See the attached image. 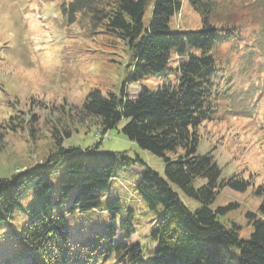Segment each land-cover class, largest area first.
<instances>
[{"label":"trees","instance_id":"16d2710c","mask_svg":"<svg viewBox=\"0 0 264 264\" xmlns=\"http://www.w3.org/2000/svg\"><path fill=\"white\" fill-rule=\"evenodd\" d=\"M147 2L62 0L58 11L68 24L84 22L90 35L113 34L124 41L130 54V85L166 70L172 51L179 59L177 85H164L155 92L143 89L135 99L126 95V84L117 92L103 94L94 90L86 97L81 110L85 116L98 119L105 134L126 119L123 134L141 149L165 159L163 176L147 167L136 186L149 210L163 207L151 234L157 245L151 263H142L143 248L138 242L119 241V231L125 233L126 240L135 232L128 222L118 227L117 215L122 206L117 200L107 204L110 225L104 233L94 234L74 249L70 246L69 227L56 209L69 197L73 199L71 211L77 207L97 208L101 203L99 192L107 189L113 178L116 157L111 156L101 169H89L84 159H71L74 149L64 148V139L56 131L53 135L58 147L56 152H51L36 167L0 177V228L22 207L21 200L27 189L33 190L32 205L25 211L30 221L16 236V259L4 264H226L222 256L224 246L240 250L235 264H264V198L261 216L247 213L253 230L248 240H241L238 224L230 222L226 226L219 222L218 216L230 207L213 211L210 206L222 188L244 192L248 182L235 176L221 179L222 169L212 152L198 153V130L203 124L213 122L219 113L229 109L227 106L234 108L241 96H249L253 89H259V81L264 88V0H188L191 8L199 13L202 24L200 30L189 32L172 31L169 26L171 18L181 11L182 0H155L152 19L145 28ZM243 10L247 11L243 16L248 22L243 25L251 29L247 35L240 24L244 19L240 16ZM2 44L5 47L0 48V58L5 60L13 47L10 42ZM227 44H232L233 52L238 46H246L244 56L245 53L253 55L254 62L232 71L230 54L224 55L220 50ZM258 57L263 60L256 69L253 66L258 64ZM9 64L7 61L5 66ZM245 76L243 81L238 79ZM1 82L0 122H4L0 125L1 134L12 125L26 128L33 136L36 115L26 117V113L13 107ZM243 111L247 113L246 108ZM69 133L64 132L66 137H70ZM178 149L183 154L176 160L165 156ZM61 156L70 162L54 200L47 163ZM123 162L131 166L128 161ZM198 180H204L205 184L197 188ZM176 189L198 201L201 207L195 211L188 209ZM263 192L261 188L259 194Z\"/></svg>","mask_w":264,"mask_h":264},{"label":"rangeland","instance_id":"374dc122","mask_svg":"<svg viewBox=\"0 0 264 264\" xmlns=\"http://www.w3.org/2000/svg\"><path fill=\"white\" fill-rule=\"evenodd\" d=\"M61 1L0 0V48L5 47L2 46L4 41L10 42L13 47L5 60L0 58V68L4 72L0 70V80H5L2 81L5 84L4 93L10 104L26 113V117L36 115L32 123L35 130L33 136L26 128H13L12 125L7 126L6 132H0V177L36 167L47 155L56 152L58 147L53 136L56 131L64 139L63 147L74 149L71 159H84L89 169H101L111 156H115L113 178L109 187L99 192L101 203L97 208L81 210L77 207L71 211L73 199L69 197L61 208L56 209V213L65 218L70 230L69 244L74 249L94 234L106 231L110 225L107 204L119 201L122 208L117 215L118 227L128 222L135 232L132 238L126 240L125 233L119 231V241L127 244L138 242L143 248L142 263H151L157 246L151 234L163 207L159 206L157 211L149 210L136 186L147 167L163 176L165 159L141 149L123 134L126 119L105 134L100 121L85 116L81 110L86 97L94 90L103 94L117 92L126 84V95L135 99L143 89L155 92L164 85H177L179 59L172 51L166 70L145 76L130 85V54L124 41L113 34L90 35L84 22L68 24L58 11ZM154 1L147 2L143 18L145 28L152 19ZM182 3L181 11L170 20V29L183 32L200 30L199 13L191 8L188 0H182ZM246 14L247 11L243 10L240 16L243 18ZM245 19L240 24H248ZM242 28L246 35L251 30L246 25ZM231 46L223 45L220 50L224 55L230 54L232 71L254 62L251 59L253 55L245 53L244 56L246 46H238L235 52ZM262 60L258 57V64L253 67L258 69ZM7 61L10 64L5 66ZM245 78L238 79L243 81ZM259 83V89H253L249 96H241L234 108L227 106L229 109L219 113L216 120L203 124L198 130V153L212 152L222 169L221 179L235 176L248 182L244 192L222 188L210 206L213 211L230 207L218 219L226 226L230 222L238 224L241 240H248L253 230L247 213L261 216L260 206L264 198V192L259 194V190L264 188V88L262 82ZM1 123L4 124L3 120ZM5 124L8 125L7 122ZM66 130L70 132V137L65 136ZM182 154L183 151L178 149L167 152L165 156L176 160ZM55 159L59 160L58 164H55ZM55 159L47 163L54 200L58 197L60 181L70 162L62 156ZM124 160L131 166L124 165ZM203 184L204 180H198L196 187ZM176 191L191 211L201 207L198 201L179 189ZM32 202L33 190L27 189L21 200L22 207H18L10 222L0 228V264L15 261L16 236L30 221L25 211ZM232 205L236 206L232 208ZM239 255L237 247H223L222 256L226 258V264H235ZM232 257L233 260H230Z\"/></svg>","mask_w":264,"mask_h":264}]
</instances>
